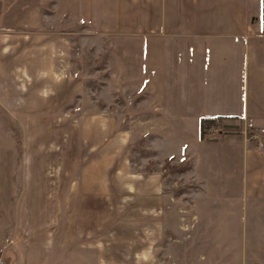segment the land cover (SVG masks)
I'll return each mask as SVG.
<instances>
[{
	"label": "rangeland",
	"instance_id": "obj_1",
	"mask_svg": "<svg viewBox=\"0 0 264 264\" xmlns=\"http://www.w3.org/2000/svg\"><path fill=\"white\" fill-rule=\"evenodd\" d=\"M70 3L77 10L82 0H0V264H264V235L252 229L241 253L217 250L207 208L192 199L200 186L184 176L190 166L162 158L176 155L177 143L166 137L160 155L144 135L153 129L130 121L137 99L117 62L121 41L136 33L94 31L88 17L64 15ZM97 114L117 118L135 177L162 173L159 197L79 191L81 138ZM259 129L219 120L205 140L252 139ZM216 156L220 170L226 153Z\"/></svg>",
	"mask_w": 264,
	"mask_h": 264
},
{
	"label": "crops",
	"instance_id": "obj_2",
	"mask_svg": "<svg viewBox=\"0 0 264 264\" xmlns=\"http://www.w3.org/2000/svg\"><path fill=\"white\" fill-rule=\"evenodd\" d=\"M69 5L64 15L88 17L94 31L136 33L137 40L121 41L117 62L121 75H128V98L137 99L128 110L138 116L130 121L153 129L144 135L153 136L150 143L160 155L166 137L177 143L176 155L162 158L190 166L184 176L200 186L192 199L207 208L217 250L241 253L243 233L264 235V0H82L77 10ZM142 112L149 115L144 121ZM202 117L252 121L260 135L199 141ZM87 121L88 135L81 138L88 151L86 181L79 191H134L143 202L159 197L162 173L135 177L126 153L130 142L117 132V118L97 114ZM217 152L226 153L219 157L220 170L213 168Z\"/></svg>",
	"mask_w": 264,
	"mask_h": 264
},
{
	"label": "trees",
	"instance_id": "obj_3",
	"mask_svg": "<svg viewBox=\"0 0 264 264\" xmlns=\"http://www.w3.org/2000/svg\"><path fill=\"white\" fill-rule=\"evenodd\" d=\"M225 119H232V118H225V117H202L199 120V132L198 137L199 140L204 141L206 132L215 124V121L225 120Z\"/></svg>",
	"mask_w": 264,
	"mask_h": 264
}]
</instances>
